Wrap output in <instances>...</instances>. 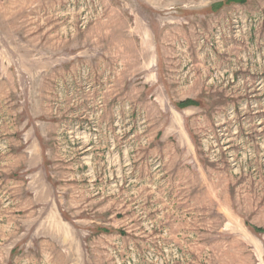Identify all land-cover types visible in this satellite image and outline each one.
Here are the masks:
<instances>
[{
  "label": "rangeland",
  "instance_id": "1",
  "mask_svg": "<svg viewBox=\"0 0 264 264\" xmlns=\"http://www.w3.org/2000/svg\"><path fill=\"white\" fill-rule=\"evenodd\" d=\"M0 264H264V0H0Z\"/></svg>",
  "mask_w": 264,
  "mask_h": 264
}]
</instances>
